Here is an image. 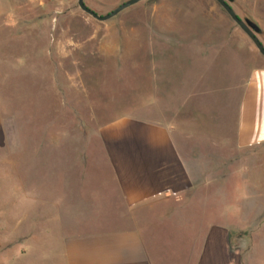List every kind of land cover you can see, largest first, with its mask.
I'll list each match as a JSON object with an SVG mask.
<instances>
[{"label":"rangeland","instance_id":"obj_1","mask_svg":"<svg viewBox=\"0 0 264 264\" xmlns=\"http://www.w3.org/2000/svg\"><path fill=\"white\" fill-rule=\"evenodd\" d=\"M125 1L85 3L105 15ZM0 5V264H64V235L120 225L95 211V224L77 228L72 216L86 222V213L53 211L51 201L64 198L57 162L66 157L78 170L89 160V175L106 172L94 165L101 131L128 115L166 123L201 160L192 165L201 193L149 225V264H195L189 242L214 222L232 223L233 264H264V150L236 144L239 104L264 56L216 0H143L104 22L78 0ZM231 6L259 25L264 44V0Z\"/></svg>","mask_w":264,"mask_h":264},{"label":"crops","instance_id":"obj_2","mask_svg":"<svg viewBox=\"0 0 264 264\" xmlns=\"http://www.w3.org/2000/svg\"><path fill=\"white\" fill-rule=\"evenodd\" d=\"M2 128L0 107V131ZM101 135L104 156L96 157L94 165L106 172L86 173L87 159L79 162L80 170L73 158L57 162L65 171L59 181L64 198L52 200L51 208L56 212L86 213V222L72 216L73 221H78L77 228L95 224L92 218L87 222L88 213L95 211L114 213L101 217L120 225L64 235L61 244L64 264H149L153 258L149 245L154 242L149 239L152 235L149 225L154 219L165 222V218L181 211L191 197L195 200L198 191L201 193V176L197 177L192 167L201 160L186 156L182 141L176 140L170 126L163 122L128 115L107 124ZM236 142L242 153L259 154L264 150V65L251 72L240 101ZM47 175L52 185L59 176L54 172ZM90 189L96 191L90 194ZM101 193L105 195L99 196ZM231 224L207 225L204 241L199 232L197 240L189 242L195 246L188 252V259L196 260L195 264H233L228 257ZM54 227L58 229L59 225ZM183 248L185 252L189 249L184 245Z\"/></svg>","mask_w":264,"mask_h":264},{"label":"water","instance_id":"obj_3","mask_svg":"<svg viewBox=\"0 0 264 264\" xmlns=\"http://www.w3.org/2000/svg\"><path fill=\"white\" fill-rule=\"evenodd\" d=\"M141 1L143 0H127L105 15H99L96 11H94L89 6H87L85 0H78V5L88 15L92 16L98 21L104 22L115 17L123 10ZM216 1L224 8L227 14L231 17V19L249 36V38L257 48V50L260 52L261 55L264 56V44L258 37V34L261 33V28L259 27V25L254 21L250 20L249 18L242 19L239 17L236 11L231 6V3L234 0H216Z\"/></svg>","mask_w":264,"mask_h":264}]
</instances>
